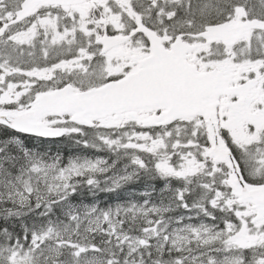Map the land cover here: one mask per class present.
I'll return each mask as SVG.
<instances>
[{"label":"snow or ice","instance_id":"6c2138e0","mask_svg":"<svg viewBox=\"0 0 264 264\" xmlns=\"http://www.w3.org/2000/svg\"><path fill=\"white\" fill-rule=\"evenodd\" d=\"M0 264H264V0H0Z\"/></svg>","mask_w":264,"mask_h":264}]
</instances>
